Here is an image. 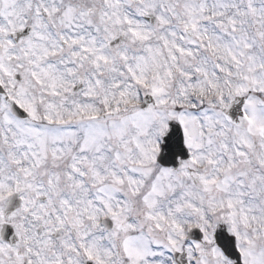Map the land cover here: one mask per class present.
<instances>
[{
    "label": "snow or ice",
    "instance_id": "snow-or-ice-1",
    "mask_svg": "<svg viewBox=\"0 0 264 264\" xmlns=\"http://www.w3.org/2000/svg\"><path fill=\"white\" fill-rule=\"evenodd\" d=\"M0 264H264V0H0Z\"/></svg>",
    "mask_w": 264,
    "mask_h": 264
}]
</instances>
